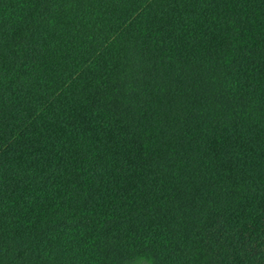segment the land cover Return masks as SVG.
Instances as JSON below:
<instances>
[{
	"label": "trees",
	"instance_id": "16d2710c",
	"mask_svg": "<svg viewBox=\"0 0 264 264\" xmlns=\"http://www.w3.org/2000/svg\"><path fill=\"white\" fill-rule=\"evenodd\" d=\"M0 264H264V0H0Z\"/></svg>",
	"mask_w": 264,
	"mask_h": 264
}]
</instances>
